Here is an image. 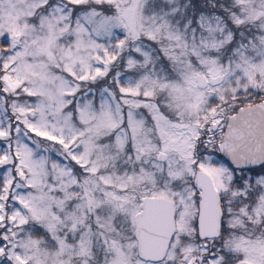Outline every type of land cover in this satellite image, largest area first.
Wrapping results in <instances>:
<instances>
[{
	"label": "snow or ice",
	"instance_id": "1",
	"mask_svg": "<svg viewBox=\"0 0 264 264\" xmlns=\"http://www.w3.org/2000/svg\"><path fill=\"white\" fill-rule=\"evenodd\" d=\"M0 264H264V0H0Z\"/></svg>",
	"mask_w": 264,
	"mask_h": 264
}]
</instances>
